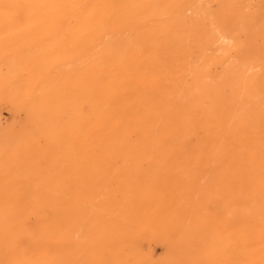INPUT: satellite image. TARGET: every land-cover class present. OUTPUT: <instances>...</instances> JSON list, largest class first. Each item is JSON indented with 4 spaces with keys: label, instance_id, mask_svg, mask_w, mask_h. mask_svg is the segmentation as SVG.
<instances>
[{
    "label": "bare ground",
    "instance_id": "1",
    "mask_svg": "<svg viewBox=\"0 0 264 264\" xmlns=\"http://www.w3.org/2000/svg\"><path fill=\"white\" fill-rule=\"evenodd\" d=\"M207 20L264 88V0H0V264H264L261 134L166 96Z\"/></svg>",
    "mask_w": 264,
    "mask_h": 264
},
{
    "label": "rangeland",
    "instance_id": "2",
    "mask_svg": "<svg viewBox=\"0 0 264 264\" xmlns=\"http://www.w3.org/2000/svg\"><path fill=\"white\" fill-rule=\"evenodd\" d=\"M212 9L214 10L215 6ZM211 24L210 20L204 23L206 31L209 33L206 40L203 41L204 37L201 39L199 34H197L195 41L189 46L191 70L181 76L177 88H172L171 91L167 92L166 96L169 99L180 100L186 109L191 105L199 107L205 113L206 121L210 125H216V127L222 123L221 116L227 115L230 123L229 127L235 136L240 128H243L244 131H251L254 134H261L257 143L263 151V153L258 154L263 157L264 88L262 86L253 87L250 78L251 74L256 71L260 72L261 67L254 68L250 64L249 56L244 54L237 56L231 36H224ZM225 39L228 40L226 41ZM240 39L245 41L246 36L241 35ZM260 125H263L261 127V132L263 133L258 132ZM238 143L237 147H241L242 142L238 141ZM196 147L198 152L204 153L209 159H212L213 154H215V149L203 142L197 144ZM244 153L246 152L243 151L242 155ZM245 155L248 154L246 153ZM262 161H264V158ZM134 166L140 167L144 174L155 168L153 164H138ZM199 167L202 170L197 176L200 184L209 183L216 192V197L213 199L215 204L212 202V205L207 210L208 212L204 210L201 213L203 216L207 214L217 216L221 205V194H223L225 188L223 179L225 170L212 162L211 165L205 164ZM189 177L190 175H182V184L186 185ZM186 199L182 197L181 200L185 201ZM215 222L213 221V227L217 226ZM162 250H164L162 247L155 246L151 250L152 259L150 258L148 263L168 264V256H166L165 250L164 252ZM128 264H137V262L130 260ZM214 264L218 263L214 262Z\"/></svg>",
    "mask_w": 264,
    "mask_h": 264
}]
</instances>
